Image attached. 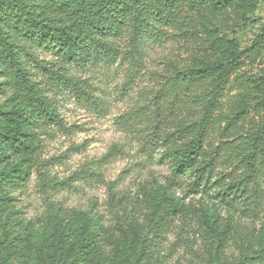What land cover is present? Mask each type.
<instances>
[{"label": "rangeland", "instance_id": "1", "mask_svg": "<svg viewBox=\"0 0 264 264\" xmlns=\"http://www.w3.org/2000/svg\"><path fill=\"white\" fill-rule=\"evenodd\" d=\"M15 1L18 14L55 27L70 26L75 18L70 0ZM152 1L129 2L145 16ZM176 2L168 28L145 30L139 54L128 31L118 43L115 62L69 69L84 79L87 93L81 98L69 90L48 93L66 129L35 111L0 53V109L26 106L34 143L30 152L9 158L22 167V175L5 188L11 200L0 202V240L7 238L15 251L0 264H48L36 234L52 229L54 213L70 227L61 240L72 248L75 212L93 219L105 247L104 254H91L84 264H126L120 234L134 256L132 264H235L240 253L258 252L264 234V177L258 186L245 185L237 154L264 118V0H233L225 6L215 0ZM0 20L5 35L29 60L34 80L46 81L44 69L61 66L57 51L24 33L5 0H0ZM227 42L240 53L239 62L221 86L194 165L176 175L166 153L195 132L211 79L172 92H167L166 79L173 66L181 71L201 60L217 61L220 45ZM212 156V173L200 182L196 170ZM169 183L181 210L164 217L165 205L151 216L156 185ZM209 209L218 214L214 225L221 237L209 228Z\"/></svg>", "mask_w": 264, "mask_h": 264}, {"label": "trees", "instance_id": "2", "mask_svg": "<svg viewBox=\"0 0 264 264\" xmlns=\"http://www.w3.org/2000/svg\"><path fill=\"white\" fill-rule=\"evenodd\" d=\"M130 0H70L73 6L75 18L70 26H58L36 21L28 15L19 13L15 0H5V7L10 14H16L22 22L23 32L36 39L40 45L46 46L52 51H57L58 60L61 63L55 70H47L46 81L37 82L29 69V60L22 57L21 50L11 41L0 27V53L3 54L14 74L22 82L25 95L33 100L35 111L49 120L54 126L66 129L64 121L58 112L57 102L54 97H48V93L60 94L63 90H69L78 98L87 92L82 86L84 79L78 75H72L70 68L85 69L89 64L108 62L119 57V42L130 32V38L135 54L140 52V42L145 36V30L157 28L162 33L168 28L174 19L177 8L176 0H153L152 11L145 16L139 15L130 5ZM219 5H229L233 0H215ZM177 18V16H176ZM7 23L10 18L4 19ZM1 21V20H0ZM165 34V33H164ZM228 43L221 44V57L211 62L201 60L196 66L178 70L173 66L174 72L167 77L166 85H170L169 91L189 90L195 84L211 79V90L202 102V117L194 123L195 132L190 138L166 153L171 163L173 173L178 175L195 163L198 151L201 148L211 121V116L218 105L221 86L227 81L229 75L239 62L240 53L235 47L228 48ZM31 59L32 56L29 55ZM44 78V75H42ZM264 106V101H263ZM166 137L164 142H170ZM180 139H185L180 136ZM237 156L243 163L245 170L242 179L246 185L252 182L258 186L264 177V118L257 129L248 136V143L240 145ZM34 149L32 136L29 133L28 108L19 103L6 109H0V202H9L5 188L13 180L22 175V167L13 163L9 158L13 154L28 153ZM215 156L196 170V177L201 182L204 176L211 175ZM241 187V183L236 185ZM245 187V186H244ZM169 205L163 216L168 217L178 213L181 202L175 198L171 183L157 184L153 195V206L150 212L154 216L156 212ZM209 228L219 237L221 232L215 228L217 219L216 210L209 209L207 214ZM52 229H43L36 236L47 250L48 264H84L91 254H104L105 247L97 238L94 230L95 222L85 213L75 212L73 228L71 231L77 242L72 248H68L61 237L70 229L65 225L59 213L51 216ZM120 245L126 264H132L134 256L126 247L124 234L119 236ZM221 239L218 240V246ZM10 241L5 238L0 240V261L6 262L14 254ZM89 261V260H88ZM90 262V261H89ZM101 264H107L102 262ZM235 264H264V234L260 249L256 253L246 251L239 254V260Z\"/></svg>", "mask_w": 264, "mask_h": 264}]
</instances>
